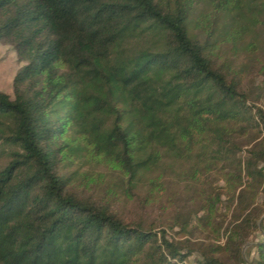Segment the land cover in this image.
Returning <instances> with one entry per match:
<instances>
[{
    "label": "trees",
    "instance_id": "trees-1",
    "mask_svg": "<svg viewBox=\"0 0 264 264\" xmlns=\"http://www.w3.org/2000/svg\"><path fill=\"white\" fill-rule=\"evenodd\" d=\"M0 42V264H245L256 232L264 264V0H0ZM180 163L195 198L149 221L86 190L149 206Z\"/></svg>",
    "mask_w": 264,
    "mask_h": 264
},
{
    "label": "rangeland",
    "instance_id": "rangeland-1",
    "mask_svg": "<svg viewBox=\"0 0 264 264\" xmlns=\"http://www.w3.org/2000/svg\"><path fill=\"white\" fill-rule=\"evenodd\" d=\"M250 38L247 42H250ZM254 48H251L250 54H242L240 61L247 65L252 72L255 68V76L260 74V67L264 64V55L258 59L255 58V62L251 61L255 57ZM249 55V56H248ZM24 65L22 63L14 49V47L7 42H0V89L9 95H13V79L16 73ZM255 69V70H256ZM254 70V71H255ZM253 71V72H254ZM259 76V75H258ZM262 80V77H258V81ZM2 160V164H3ZM189 167L184 164H179L177 168L178 176H172L169 180L156 181V188H154L153 195H158L157 201L149 206H144V199L150 197L152 192L147 189V186L142 187L140 192L136 194L130 192H116L114 189V183L117 181L116 169L107 168L103 165H96L89 171L88 168H83L84 171L92 172L91 181L86 186L87 192L99 194L101 198H105V201L113 203L126 218L141 217L142 219L149 221L162 207L168 208L169 212H177L182 209L185 200L195 198L194 182L188 177ZM161 177V176H156ZM106 194H113V196H107ZM110 198H113L111 201ZM263 239V235L260 232H256L251 236L247 243L243 247V255L245 257V264H251L256 257L255 246ZM225 241V240H223ZM195 258L191 259L193 263Z\"/></svg>",
    "mask_w": 264,
    "mask_h": 264
}]
</instances>
